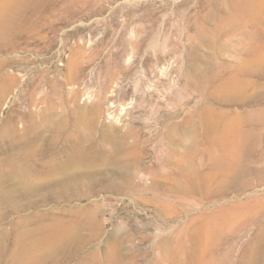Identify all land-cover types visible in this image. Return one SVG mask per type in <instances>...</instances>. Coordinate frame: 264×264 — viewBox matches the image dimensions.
Listing matches in <instances>:
<instances>
[{"label": "rangeland", "instance_id": "obj_1", "mask_svg": "<svg viewBox=\"0 0 264 264\" xmlns=\"http://www.w3.org/2000/svg\"><path fill=\"white\" fill-rule=\"evenodd\" d=\"M241 1L0 0V264H175L194 252L205 264H264V62L249 55L248 29L207 38ZM181 12L197 24L187 34ZM151 13L157 54L122 51L125 29ZM167 34L179 41L171 54ZM150 62L168 69L154 75ZM203 110L216 113L208 135ZM142 125L139 145L112 139ZM249 133L251 154L232 164L221 144Z\"/></svg>", "mask_w": 264, "mask_h": 264}, {"label": "bare ground", "instance_id": "obj_2", "mask_svg": "<svg viewBox=\"0 0 264 264\" xmlns=\"http://www.w3.org/2000/svg\"><path fill=\"white\" fill-rule=\"evenodd\" d=\"M239 8H237V13H235V15L233 16H228L227 18L223 19L222 20V23L219 24L216 28H212L210 30V33H209V36L207 38L210 39V42L216 46V40H220V39H223L224 37H227L229 38L231 34H233V31L234 30H237L238 28L242 27L244 29H248L247 30V38H248V41L250 42L249 44L252 45L253 47V50L249 53L250 57L252 60L258 62V63H261V62H264V0H242L241 3H239ZM236 4V5H238ZM7 7V5H5L4 7L0 8V11H1V14H0V18L4 15V9ZM219 9V8H218ZM218 9H216V11H218ZM10 10L8 9V12ZM216 11H214L213 9L210 10L208 13L205 14V18L206 20H208V22L210 20H212V18L214 17V15L216 14ZM179 14V13H178ZM181 16L182 18L181 19H185L187 20L188 24L186 25V34L192 29V25H197V24H191L190 23V17L189 15L185 12L182 13L181 12ZM147 18H149L151 20V23H143L142 25L139 26L138 28V31H135V29H132L130 30V36L129 38H125V34L126 32H128L129 30L125 29L124 31V34L120 37L119 39V43L122 45V51L126 49V45H129L132 47L133 50L135 49H139V50H142L144 48H149V49H152V53L154 54H157V49H156V43L158 42V39H159V34L157 33V29H158V19L156 17V15L154 13H151V14H147V15H144L142 17L143 20H146ZM176 18V16L172 19V23H171V28L173 30H175L176 32H178V24L177 22L175 21L174 22V19ZM148 19V20H149ZM239 19V20H238ZM8 20H12L11 16ZM238 20V21H237ZM149 22V21H148ZM241 23L242 26H240L239 24ZM8 23L6 22V20H1L0 21V29L3 30V28L5 26H7ZM249 28H252L253 31H250ZM258 29H260L262 31V33H258V34H255L254 35V32H256ZM241 30V29H240ZM235 33V32H234ZM245 33V32H244ZM206 29L205 28H200L197 30L196 32V40H202L204 38H206ZM230 34V35H229ZM189 35V34H188ZM246 38V37H245ZM246 38V39H247ZM245 39V40H246ZM83 40V39H82ZM188 41H191L192 43H194V39H193V36L190 35L188 38H187ZM229 40H232V39H229ZM258 42L260 44H262L261 46L258 47ZM164 45L166 46H169V47H172L170 48V50L167 52L166 50L163 51V53H172V50L174 48L175 45H179V41L175 38L174 35H171V34H167L166 37L164 38ZM225 48L226 49H230V50H233L234 51V44L233 43H225ZM136 51V50H135ZM134 52V51H133ZM131 58V57H130ZM148 58V57H147ZM151 58H148L146 61H150ZM173 61V60H172ZM149 65V64H148ZM150 67H151V73L152 74H160V75H164V72L167 71L168 67L164 66V64H159V63H151L150 62ZM198 68V67H197ZM128 69V68H127ZM126 70V68H125ZM130 70V69H129ZM147 71V70H146ZM127 72V74L130 72L128 70L125 71V73ZM114 73V72H112ZM167 73V72H166ZM200 78V77H199ZM194 79V77H193ZM140 81V80H139ZM137 82V81H136ZM237 82V79H234V78H231V79H228L226 82H225V85L227 87V89H232V90H236V88H238V84L239 83H236ZM142 85V81L141 82H137L136 83V86H141ZM241 85V84H239ZM167 91V89H166ZM164 95V94H163ZM163 98H166L165 95ZM134 99V98H133ZM143 99V98H142ZM165 100H168V99H165ZM168 102L170 103V101L168 100ZM115 104V102H113ZM133 103V101H130L128 104H131ZM128 104H123L124 106L122 107V110L125 108V106ZM167 104V102H166ZM163 105V104H162ZM161 105V106H162ZM171 105V104H170ZM112 107L114 106L113 104L111 105ZM130 106V105H129ZM159 106V105H158ZM164 106V105H163ZM162 108H165L163 107ZM166 106V105H165ZM95 107V105H94ZM160 108V107H159ZM158 108V109H159ZM162 110V109H161ZM92 111V110H91ZM164 111V110H163ZM166 111V110H165ZM82 115L84 117H86V115H89L88 111L86 109L82 110ZM94 116H100L103 115V111L101 110V108L98 106V104L96 105V107L93 109V112ZM161 113V112H160ZM159 113V114H160ZM165 113V112H164ZM168 113V112H167ZM163 114V113H162ZM215 112H212V110H203L201 115H203V117H201L202 119L201 122L205 124V132L204 134L208 135V133L210 134V132H212V129L215 127L214 124L215 121L213 120L214 116H215ZM92 115V114H91ZM108 118H111V119H117V122L119 120V116H117V113L114 109L112 108H108L107 110V114ZM166 115V114H165ZM164 115V116H165ZM168 115V114H167ZM198 115V114H197ZM163 116V115H162ZM163 116V117H164ZM200 117V116H199ZM162 118V117H161ZM168 119V118H167ZM199 119V118H198ZM165 120V119H164ZM218 124V123H217ZM166 125V123H165ZM179 125V124H178ZM190 125V124H189ZM194 128L193 129H189V132L188 134L191 135L192 137H195L197 138L199 135H198V131H197V127L199 129V126H196V124H194ZM233 125V123H232ZM154 126V125H153ZM181 126V125H180ZM203 126V125H202ZM143 125L141 127H138V129H132L131 131H129L127 134H121L118 130L117 131V134L113 135L112 136V139L114 140L115 138H117L119 136V140H121V143L124 145L126 144V139H127V136L128 137H133L134 139L132 141H134L135 143H137V145H139V142L141 140V136H139V133L143 134V131L144 128L142 129ZM156 127V125H155ZM189 127V126H188ZM192 126H190L191 128ZM235 127V126H233ZM109 128V127H107ZM154 128V127H153ZM166 128V131H165V135L166 136H169V135H172L178 128L177 126H175L174 124H171V125H167ZM155 129V128H154ZM204 129V128H203ZM216 129V128H215ZM110 129L107 130V133ZM156 130V129H155ZM200 130V129H199ZM221 130V129H220ZM225 132L223 133H220L222 134L221 137L223 136V134H227V135H230V131H229V127H228V123H227V126L225 129ZM235 130V129H234ZM157 131V130H156ZM154 132V131H153ZM214 132V130H213ZM235 132V131H234ZM246 132V130H245ZM119 133V135H118ZM200 133V131H199ZM237 133V132H236ZM186 134V133H185ZM216 134V133H215ZM242 134V133H241ZM240 134V135H241ZM146 135V134H145ZM203 135V134H202ZM236 135L239 136V134L237 133ZM255 135V134H254ZM216 136V135H215ZM250 136H253V134H248V135H245L243 137H240V138H237L235 137L236 140H231V141H223L221 140L222 138L220 136H218V140L220 141H223V146L221 144V147H223V151L225 152H230L231 155H232V159H233V162L232 164L234 163H238V156H240L241 154L247 156L250 155V147L251 145H253L255 142V136L253 137H250ZM213 137V136H212ZM202 138H206L204 136H202ZM224 138V137H223ZM194 139V138H193ZM258 140V139H257ZM217 141V139H216ZM171 142V141H170ZM212 142V141H211ZM257 142V141H256ZM133 143V142H132ZM131 143V144H132ZM234 143V145L232 144ZM213 144V143H212ZM130 145V144H128ZM77 146V145H76ZM75 146V147H76ZM135 146V145H134ZM133 146V147H134ZM135 148V147H134ZM209 149V148H208ZM213 149V148H212ZM132 150V149H131ZM130 150V151H131ZM137 151V149H135ZM202 150V149H201ZM126 152V151H125ZM134 152V151H133ZM132 152V153H133ZM85 153V150L84 148L82 147L80 150H78L77 152L74 153V156L72 158H74L73 160L75 161V163H77L79 160L77 158H81ZM208 153V152H207ZM86 155V154H85ZM223 161V159L221 160ZM225 161V160H224ZM202 227V226H201ZM205 228V227H204ZM201 232V231H200ZM199 232V233H200ZM200 235V234H199ZM197 243V241H196ZM202 252V251H201ZM210 252V251H209ZM186 254V253H185ZM175 256V255H174ZM204 254H198L197 252H194L193 254H191V259L190 261L188 260L187 262H185L186 260L183 259L180 255H178L177 253V256H176V259L174 260L175 264H205V259H204ZM174 258V257H172Z\"/></svg>", "mask_w": 264, "mask_h": 264}]
</instances>
